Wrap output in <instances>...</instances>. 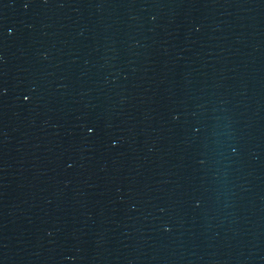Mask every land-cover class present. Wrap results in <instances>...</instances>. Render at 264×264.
Segmentation results:
<instances>
[{"label":"water","instance_id":"1","mask_svg":"<svg viewBox=\"0 0 264 264\" xmlns=\"http://www.w3.org/2000/svg\"><path fill=\"white\" fill-rule=\"evenodd\" d=\"M0 264H264V0H0Z\"/></svg>","mask_w":264,"mask_h":264}]
</instances>
